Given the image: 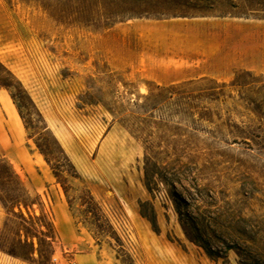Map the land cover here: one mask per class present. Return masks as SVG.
Returning a JSON list of instances; mask_svg holds the SVG:
<instances>
[{
    "label": "rangeland",
    "instance_id": "rangeland-1",
    "mask_svg": "<svg viewBox=\"0 0 264 264\" xmlns=\"http://www.w3.org/2000/svg\"><path fill=\"white\" fill-rule=\"evenodd\" d=\"M78 2L0 0V264H264V0Z\"/></svg>",
    "mask_w": 264,
    "mask_h": 264
},
{
    "label": "trees",
    "instance_id": "trees-1",
    "mask_svg": "<svg viewBox=\"0 0 264 264\" xmlns=\"http://www.w3.org/2000/svg\"><path fill=\"white\" fill-rule=\"evenodd\" d=\"M72 1V0H67ZM79 1L75 7H68L63 16L58 17L52 15L56 22L61 24H79L93 31H108L115 26L127 22V20L153 18L158 19L161 16H175L177 13L173 9H164L161 7L162 1L170 4V0H77ZM127 4L132 5L127 10ZM45 10H50V7L41 5ZM104 23V25H102ZM5 70V69H4ZM6 71V70H5ZM7 72V71H6ZM8 74H10L8 72ZM245 73L237 74L232 82L234 88H244L247 83L242 78ZM11 75V74H10ZM19 84V83H18ZM21 86V85H20ZM8 88V85H1ZM226 85L223 84L219 88L220 91H211L212 97H221L224 95ZM21 203L14 205L20 209ZM14 213V210H13Z\"/></svg>",
    "mask_w": 264,
    "mask_h": 264
},
{
    "label": "bare ground",
    "instance_id": "bare-ground-1",
    "mask_svg": "<svg viewBox=\"0 0 264 264\" xmlns=\"http://www.w3.org/2000/svg\"><path fill=\"white\" fill-rule=\"evenodd\" d=\"M0 102L3 105L5 111L9 115L13 116L15 119L19 118V115L17 114L16 110L12 106L8 97H6L5 95H0Z\"/></svg>",
    "mask_w": 264,
    "mask_h": 264
},
{
    "label": "crops",
    "instance_id": "crops-1",
    "mask_svg": "<svg viewBox=\"0 0 264 264\" xmlns=\"http://www.w3.org/2000/svg\"><path fill=\"white\" fill-rule=\"evenodd\" d=\"M0 104H1V102H0ZM2 105V104H1ZM2 107H3V105H2ZM3 109H4V107H3ZM5 110V109H4ZM12 118H10V120H9V122L11 123V129H15V127H16V125H17V121H15V119H14V117L13 116H11ZM12 134H14V133H12Z\"/></svg>",
    "mask_w": 264,
    "mask_h": 264
}]
</instances>
